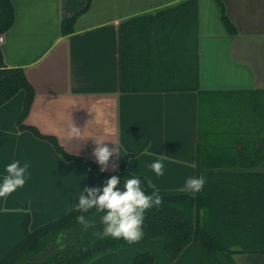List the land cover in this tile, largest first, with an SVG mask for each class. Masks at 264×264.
<instances>
[{
	"label": "crops",
	"instance_id": "0c3cea01",
	"mask_svg": "<svg viewBox=\"0 0 264 264\" xmlns=\"http://www.w3.org/2000/svg\"><path fill=\"white\" fill-rule=\"evenodd\" d=\"M11 2L14 23L1 34L0 48L6 66L23 68L33 99L25 128L18 123L24 91L0 106V179L6 164L30 165L25 185L0 197V260L23 239L27 213L34 230L73 208L81 188L104 183L45 137L99 170L92 152L103 141L118 147L103 172L119 171L131 155L126 171L146 178L160 197L190 194L180 189L197 176L199 117L208 94L264 90V0ZM75 14L63 34L62 20ZM72 126L80 135L69 139ZM157 159L163 176L150 167ZM142 252L153 255L152 264H200L197 244L171 259L162 239L86 264H133ZM253 255L249 264L264 260Z\"/></svg>",
	"mask_w": 264,
	"mask_h": 264
},
{
	"label": "trees",
	"instance_id": "16d2710c",
	"mask_svg": "<svg viewBox=\"0 0 264 264\" xmlns=\"http://www.w3.org/2000/svg\"><path fill=\"white\" fill-rule=\"evenodd\" d=\"M76 15L62 20L63 34L72 30ZM14 17L11 0H0V35L11 28ZM223 19L232 30L228 19ZM21 90L25 96L18 123L23 128L33 89L23 68L5 65L0 48V106ZM45 138L66 160L89 165L104 181L112 175L127 179L130 174L125 166L131 155L125 156L119 171L105 173L85 158L66 154L52 137ZM199 138L197 176L205 177L202 192L161 197V204L145 214L139 242L100 238L101 214L95 209L81 213L71 208L34 230L29 229L27 213L23 239L0 264H86L107 252L154 239L163 240V251L171 259L190 243L197 244L200 264H238L236 253L264 254V90L208 94L200 111ZM137 177L151 193V182ZM79 215L90 217L94 226L84 230L76 220ZM153 261L151 253L142 252L133 264Z\"/></svg>",
	"mask_w": 264,
	"mask_h": 264
},
{
	"label": "clouds",
	"instance_id": "9594fccd",
	"mask_svg": "<svg viewBox=\"0 0 264 264\" xmlns=\"http://www.w3.org/2000/svg\"><path fill=\"white\" fill-rule=\"evenodd\" d=\"M67 135L69 139L79 136L80 130L72 126ZM117 148H109L103 141L95 142L92 155L100 166L101 172L107 170L110 158L118 152ZM29 167L27 162L21 165L18 160L5 165L6 175L0 179V197H7L25 185ZM150 167L156 176L164 175L165 166L161 160L157 159ZM204 185L203 175L189 177L180 191L194 195L202 192ZM148 187L153 189L151 193L147 191L141 178L137 176L129 174L127 179L122 180L121 177L112 175L99 188L80 187L79 194L73 197L75 200L73 208L81 213H88L95 209L97 214H101L100 223L103 228L98 233L100 238L123 239L128 244H134L143 238L146 212L158 207L162 202L155 187L150 183ZM76 220L83 225L84 230L94 226L91 218H86L85 215L77 216Z\"/></svg>",
	"mask_w": 264,
	"mask_h": 264
},
{
	"label": "rangeland",
	"instance_id": "374dc122",
	"mask_svg": "<svg viewBox=\"0 0 264 264\" xmlns=\"http://www.w3.org/2000/svg\"><path fill=\"white\" fill-rule=\"evenodd\" d=\"M238 257H240V258H238ZM250 257H254V259H255L256 256H254L253 254H248V253H236V254H234V259L238 258V262H237V260H236V262L240 263V264H249V261H246V260H249ZM250 263L254 264L253 261L250 262ZM257 264H264V260H261V261L257 262Z\"/></svg>",
	"mask_w": 264,
	"mask_h": 264
},
{
	"label": "built area",
	"instance_id": "2783aa9c",
	"mask_svg": "<svg viewBox=\"0 0 264 264\" xmlns=\"http://www.w3.org/2000/svg\"><path fill=\"white\" fill-rule=\"evenodd\" d=\"M2 40H3V37L0 35V42H2Z\"/></svg>",
	"mask_w": 264,
	"mask_h": 264
},
{
	"label": "water",
	"instance_id": "95a60500",
	"mask_svg": "<svg viewBox=\"0 0 264 264\" xmlns=\"http://www.w3.org/2000/svg\"><path fill=\"white\" fill-rule=\"evenodd\" d=\"M49 251H50V248H49V249H47V253H49Z\"/></svg>",
	"mask_w": 264,
	"mask_h": 264
}]
</instances>
